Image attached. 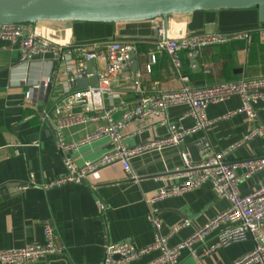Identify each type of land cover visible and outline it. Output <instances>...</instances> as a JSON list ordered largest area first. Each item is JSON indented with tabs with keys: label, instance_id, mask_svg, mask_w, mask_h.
<instances>
[{
	"label": "crops",
	"instance_id": "crops-1",
	"mask_svg": "<svg viewBox=\"0 0 264 264\" xmlns=\"http://www.w3.org/2000/svg\"><path fill=\"white\" fill-rule=\"evenodd\" d=\"M56 28L54 40L70 46L86 45L116 39L136 49L139 70L131 79L130 65L112 76L110 92L118 94L127 105L136 104L142 94L178 90L182 85L202 87L225 81H237L264 76V17H259L257 7L244 9L197 10L168 18L167 35H191L206 30L230 33L250 30V41L231 40L224 44L206 46L188 58L179 52L183 75L181 82L175 75L168 55L157 50L159 36L155 32L161 18L132 21L117 30L115 23L100 22H47ZM118 34L131 36L117 39ZM151 50V51H149ZM17 43L0 40V250L22 248L30 243L43 242V225L54 227L57 242L64 247L62 254L31 264H101L104 248L113 242L131 241L145 246L153 240V229L147 219L148 204L155 191L174 184L184 173L180 151H185L196 162L199 154L195 143L206 136L217 152H226V159L238 162L253 156H264V138L253 136L245 139L255 128H264V99L251 102L256 114L253 119L236 112L227 118L221 116L241 106L238 96L221 102H211L204 110L208 120H215L205 132L186 134L178 146L146 151L129 158L135 178H125L119 163L91 173L84 183H68L60 187L43 188L42 185L65 170L61 155L54 145V108L65 97L63 91V67L55 63L48 50L38 54L27 64H20ZM86 66V64H85ZM96 70L100 64L94 62ZM149 67V71H147ZM87 70V68H86ZM49 79L50 91L42 92L37 110L26 107L24 93L37 82ZM138 81L140 91L134 86ZM73 89H84L75 85ZM107 95L93 102L94 108L105 107ZM45 111L49 119L39 120ZM72 112H82L80 104H74ZM115 117L119 113L114 114ZM161 117L148 116L135 119L122 130L124 144L133 148L144 142L163 136L166 127L160 125ZM166 118L182 128H190L194 119L186 105L169 107ZM75 126L66 130L68 140H77L94 128ZM107 139H99L80 146L71 157L80 165L94 160L109 151ZM238 173L243 172L238 168ZM264 182V169L242 180L238 188L244 193ZM25 186V188H20ZM227 207V202L215 197L207 182L179 195L155 202L151 208L160 221V232L167 234L172 228L189 222L169 236L173 246L185 239ZM226 227L220 224L204 240L192 245L193 253L183 250L177 264H228L252 250L250 236L233 241L207 252L217 243L218 233ZM155 254L144 256L135 264H142ZM1 264V263H0Z\"/></svg>",
	"mask_w": 264,
	"mask_h": 264
},
{
	"label": "built area",
	"instance_id": "built-area-1",
	"mask_svg": "<svg viewBox=\"0 0 264 264\" xmlns=\"http://www.w3.org/2000/svg\"><path fill=\"white\" fill-rule=\"evenodd\" d=\"M56 28L47 22L35 23H5L0 24V40L11 44L17 43L20 50V64H27L38 54L50 51L55 63L63 67L64 99L53 111L55 124L53 127L54 145L61 155L65 172L51 178L42 185L43 188L60 187L68 183H80L91 173L105 168L113 163H119L124 171L125 178H135L129 165L131 156L150 151L161 150L167 146H178L186 134L195 131L205 132L215 120H208L204 110L211 102H221L231 96H238L241 106L228 116L241 112L248 118L256 117L251 102L255 99H264V76L225 81L202 87L182 85L178 90L161 91L151 95L142 94L138 102L132 106L119 98L118 94L111 93L109 88L111 78L118 72L126 69L130 62L127 51L132 48L128 44L113 39L93 42L86 45L70 46L64 41L54 40ZM156 33L159 36L156 49L164 50L169 57L176 77L181 82L187 81V76L180 72L181 61L179 52L190 58L203 47L224 44L231 40L250 41V30H240L230 33L219 31L199 32L191 35H167L162 23L156 24ZM260 33L264 35V28ZM86 60H93L100 64L96 70L98 86L84 89H73L77 80L91 76L85 66ZM149 71V67H147ZM49 79H43L31 85L24 93L26 107L37 110V101L42 99V92L48 85ZM135 88L140 91L138 81H134ZM107 95L108 103L105 107L94 108L95 99ZM82 106V112H72L74 104ZM186 105L194 119V124L187 129L182 128L166 118L169 107ZM119 113L115 117V113ZM148 116L161 117L159 124L166 127L163 136L144 142L133 148L124 144L123 128L135 119ZM45 111L39 113V120H48ZM94 124V128L77 140H68L66 130L75 126ZM264 138V128L257 127L247 136ZM107 139L111 149L94 160H86L78 165L71 157V152L80 146L99 139ZM199 160L193 162L185 151H180L182 169L184 173L172 185L158 188L154 195L147 200V219L153 229V240L145 246H138L131 241L109 243L104 248L101 264H135L144 256L155 254L142 264H177L181 252L188 250L193 253L192 245L200 242L220 224L226 227L218 233L217 243L207 252L217 247L225 246L233 241L243 240L250 236L254 241L252 250L228 264H264V182L258 183L247 192H240L239 183L264 169V156H253L238 162L226 159V152L214 150L209 139L204 136L196 143ZM238 168L243 172L238 173ZM209 183L218 199L227 202V207L215 218L195 229L185 239L173 246L168 245V238L189 222L172 228L167 234L160 232V221L154 214L151 206L162 199L179 195L185 191ZM25 188V186H20ZM64 247L57 242L54 227L46 222L43 225V242L26 244L22 248L0 250L1 264H31L47 260L48 257L62 254Z\"/></svg>",
	"mask_w": 264,
	"mask_h": 264
},
{
	"label": "water",
	"instance_id": "water-1",
	"mask_svg": "<svg viewBox=\"0 0 264 264\" xmlns=\"http://www.w3.org/2000/svg\"><path fill=\"white\" fill-rule=\"evenodd\" d=\"M257 7L259 17H264V0H0V24L35 22H100L115 23L117 30L132 21L161 18L163 30L167 32L168 18L173 15L191 13L197 10L244 9ZM156 32V30H155ZM200 32H213L204 27ZM199 33V32H197ZM131 36L118 34L117 39ZM113 40V39H109ZM151 51V50H149ZM141 49L130 48L127 59L130 62L131 79L139 70L138 57ZM91 75L77 80L82 88L98 86L96 67L93 60L85 62ZM50 91V83L46 95ZM49 129L53 131L49 124ZM2 151L0 150V156ZM82 183L85 181L82 180Z\"/></svg>",
	"mask_w": 264,
	"mask_h": 264
},
{
	"label": "trees",
	"instance_id": "trees-1",
	"mask_svg": "<svg viewBox=\"0 0 264 264\" xmlns=\"http://www.w3.org/2000/svg\"><path fill=\"white\" fill-rule=\"evenodd\" d=\"M180 61H181V59H180ZM182 65V64H181ZM182 69H180V72L182 73V71H181ZM183 74V73H182Z\"/></svg>",
	"mask_w": 264,
	"mask_h": 264
}]
</instances>
